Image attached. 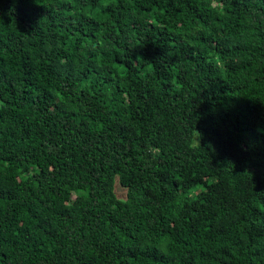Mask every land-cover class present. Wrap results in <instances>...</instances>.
Returning <instances> with one entry per match:
<instances>
[{"label": "trees", "instance_id": "trees-1", "mask_svg": "<svg viewBox=\"0 0 264 264\" xmlns=\"http://www.w3.org/2000/svg\"><path fill=\"white\" fill-rule=\"evenodd\" d=\"M0 264H264V0H0Z\"/></svg>", "mask_w": 264, "mask_h": 264}, {"label": "rangeland", "instance_id": "rangeland-1", "mask_svg": "<svg viewBox=\"0 0 264 264\" xmlns=\"http://www.w3.org/2000/svg\"><path fill=\"white\" fill-rule=\"evenodd\" d=\"M115 193L119 198L124 199L127 197V188L121 184L119 177H117L115 182Z\"/></svg>", "mask_w": 264, "mask_h": 264}]
</instances>
